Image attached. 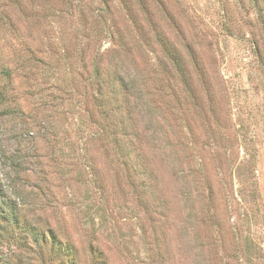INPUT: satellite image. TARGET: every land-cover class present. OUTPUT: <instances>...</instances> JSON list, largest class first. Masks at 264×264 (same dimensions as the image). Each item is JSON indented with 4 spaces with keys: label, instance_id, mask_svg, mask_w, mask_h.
<instances>
[{
    "label": "rangeland",
    "instance_id": "374dc122",
    "mask_svg": "<svg viewBox=\"0 0 264 264\" xmlns=\"http://www.w3.org/2000/svg\"><path fill=\"white\" fill-rule=\"evenodd\" d=\"M0 205L15 264H264V0H0Z\"/></svg>",
    "mask_w": 264,
    "mask_h": 264
},
{
    "label": "trees",
    "instance_id": "16d2710c",
    "mask_svg": "<svg viewBox=\"0 0 264 264\" xmlns=\"http://www.w3.org/2000/svg\"><path fill=\"white\" fill-rule=\"evenodd\" d=\"M115 67L116 68L113 67L111 73L108 74L113 75V77L115 78L114 81L112 78L111 92L115 104L114 107L116 108V110L120 111V99L118 98L120 97V94L124 95L126 99L130 96L131 92L139 93V95H142V88L140 85L144 83V81L142 78L138 79L136 77H133L132 79L128 80V78L132 76V74L138 75V73H130L127 69L123 67ZM95 73L97 75H100L101 70L99 69V67L95 68ZM98 83L101 84V87L103 86L100 81ZM101 87L99 86L100 91ZM127 157H129L128 153ZM8 212L9 211L8 209H6V207L0 205V219L6 221V219L9 217L8 215L10 214ZM33 244L34 245L32 246H35L36 244V247L38 248H36L35 253L45 258L42 259L43 261L41 262V264H48L46 259H50L52 261L51 264H79V254L75 244L72 241H61L55 233H48L47 235L36 234V239L33 241ZM90 251L92 253V258H94L96 262L99 261V264L105 263L102 257V253L101 251H99L98 248H94L92 246L90 247ZM0 264L15 263L9 257V255H1Z\"/></svg>",
    "mask_w": 264,
    "mask_h": 264
}]
</instances>
